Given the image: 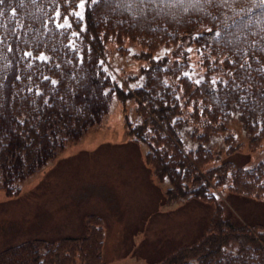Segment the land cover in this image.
Wrapping results in <instances>:
<instances>
[{"label":"trees","instance_id":"obj_1","mask_svg":"<svg viewBox=\"0 0 264 264\" xmlns=\"http://www.w3.org/2000/svg\"><path fill=\"white\" fill-rule=\"evenodd\" d=\"M71 6L67 0L0 4L1 189L18 195L13 185L99 126L115 97L136 103L139 119L127 120V133L153 181L171 186L166 201L192 192L203 198L209 181L224 177L221 165L202 167L216 159L203 140L224 130L230 106L247 133L264 136V0H85L81 21L67 15ZM186 41L198 54L199 81L187 74ZM126 42L138 50L135 72L122 85L104 61L115 50L128 52ZM161 47L171 50L155 58ZM187 125L202 129L195 149L180 140ZM253 173V198L264 200V160ZM217 207L224 219L220 212L206 219L195 242L148 264H264V224H249L229 203ZM104 244L102 218L88 214L82 235L23 240L0 252V264H104Z\"/></svg>","mask_w":264,"mask_h":264},{"label":"rangeland","instance_id":"obj_2","mask_svg":"<svg viewBox=\"0 0 264 264\" xmlns=\"http://www.w3.org/2000/svg\"><path fill=\"white\" fill-rule=\"evenodd\" d=\"M67 1L73 7L67 15L72 13V17L81 21L84 6L80 5L85 0ZM69 20L65 16L63 22ZM134 44L124 43L128 52L119 54L122 50H115L104 61L118 84L123 85L125 77L135 72L133 56L138 47ZM184 48L189 51L187 74L192 82L199 81L203 71L195 46L186 41ZM170 50L171 47H161L154 57ZM133 84L134 81L129 82L130 87ZM233 106L222 120L224 130L210 141L203 140L216 159L202 167L221 165L224 177L214 176L209 181L208 194L201 199L192 192L167 202L164 191L171 186L153 181L151 170L143 161V151L127 133V120L139 119L134 99L121 102L114 97L109 114L99 126L13 185L19 189L18 195L8 197L4 193L0 175V252L23 240L82 235L84 217L88 214L103 220L104 264H148L168 256L176 246L195 242L206 219L220 212L218 204L229 203L234 214L237 212L249 224H264V200L253 198L256 195L253 190L257 189L253 185L258 183L253 171L264 160V136L258 140L259 133L256 136L247 133ZM178 133L186 150L200 144L197 136L202 134L201 128L187 125ZM231 147H235L232 152ZM204 183L203 178L200 187ZM235 185L240 186V192ZM232 191L239 192L238 196ZM219 214L223 219L226 216L224 211ZM206 264L214 263L207 260Z\"/></svg>","mask_w":264,"mask_h":264},{"label":"snow or ice","instance_id":"obj_3","mask_svg":"<svg viewBox=\"0 0 264 264\" xmlns=\"http://www.w3.org/2000/svg\"><path fill=\"white\" fill-rule=\"evenodd\" d=\"M4 0H0V4H3ZM81 7H83V3L80 5Z\"/></svg>","mask_w":264,"mask_h":264},{"label":"crops","instance_id":"obj_4","mask_svg":"<svg viewBox=\"0 0 264 264\" xmlns=\"http://www.w3.org/2000/svg\"><path fill=\"white\" fill-rule=\"evenodd\" d=\"M103 257H104V253H103Z\"/></svg>","mask_w":264,"mask_h":264}]
</instances>
